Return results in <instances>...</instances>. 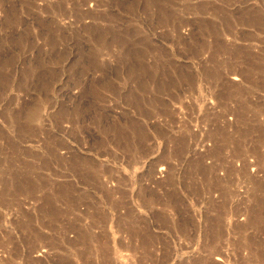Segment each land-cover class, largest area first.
I'll return each instance as SVG.
<instances>
[{
    "label": "rangeland",
    "instance_id": "rangeland-1",
    "mask_svg": "<svg viewBox=\"0 0 264 264\" xmlns=\"http://www.w3.org/2000/svg\"><path fill=\"white\" fill-rule=\"evenodd\" d=\"M0 264H264V0H0Z\"/></svg>",
    "mask_w": 264,
    "mask_h": 264
}]
</instances>
